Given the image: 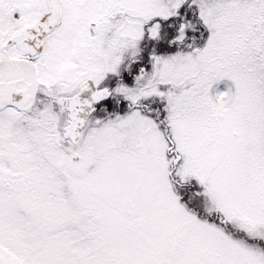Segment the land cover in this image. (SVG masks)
Returning a JSON list of instances; mask_svg holds the SVG:
<instances>
[{
    "label": "snow or ice",
    "instance_id": "1",
    "mask_svg": "<svg viewBox=\"0 0 264 264\" xmlns=\"http://www.w3.org/2000/svg\"><path fill=\"white\" fill-rule=\"evenodd\" d=\"M0 264H264V0H0Z\"/></svg>",
    "mask_w": 264,
    "mask_h": 264
}]
</instances>
